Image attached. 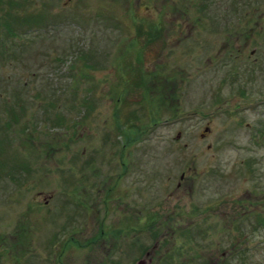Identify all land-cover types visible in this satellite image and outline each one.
Wrapping results in <instances>:
<instances>
[{
    "label": "rangeland",
    "instance_id": "1",
    "mask_svg": "<svg viewBox=\"0 0 264 264\" xmlns=\"http://www.w3.org/2000/svg\"><path fill=\"white\" fill-rule=\"evenodd\" d=\"M167 247L264 264V0H0V264Z\"/></svg>",
    "mask_w": 264,
    "mask_h": 264
},
{
    "label": "flooded vegetation",
    "instance_id": "2",
    "mask_svg": "<svg viewBox=\"0 0 264 264\" xmlns=\"http://www.w3.org/2000/svg\"><path fill=\"white\" fill-rule=\"evenodd\" d=\"M162 121V123L165 121H167V122H169V119L168 118H164V119H162L161 120ZM207 130V129H206ZM206 130H204L203 132H201L200 134L201 135H205V133L207 132ZM186 176H188V175H186V174H184V172H180V174H179V178L181 179V180H183ZM177 184H179V183H177ZM45 201V200H44ZM96 222V221H95ZM98 223V222H97ZM122 228L121 227H116V231H114V236L117 238V237H121L120 235H122V234H126V233H123L122 231ZM71 233H73V232H71ZM98 233V234H97ZM97 233L96 234H94V233H91V232H89L88 234H86V233H82L83 234V237L85 238V242H84V245L85 246H87V245H89L90 246V248L92 249H95V248H97V251H98V253L100 254L101 252H103L102 251V248H101V246H100V243H101V241H102V243H103V240H100V238L102 239V236H101V234H103V230H102V228H100V224H99V230L97 231ZM107 235V234H106ZM106 235H104L103 236V238H105V236ZM108 235H110L111 236V234H108ZM133 238V237H132ZM121 244V243H120ZM77 245H79V243L77 244ZM43 249V248H42ZM70 249H73V247L72 246H70ZM167 251L165 252V254H164V261H165V263L166 264H173V263H175L174 261H175V259L176 258H174L173 256L174 255H176V254H178L179 255V252H174L173 251V253H171L170 252V249L171 248H168L167 247ZM174 249V248H173ZM176 249V248H175ZM56 253L54 252V253H52V255H53V257H51V259H50V263L51 264H54L55 262L57 263V264H62V259L61 258H59L58 257V255L56 256V258H54V255H55ZM180 254H181V252H180ZM101 256L103 257L104 256V254H101ZM100 260H102L101 258H100ZM177 260V259H176ZM142 260H140V261H138V262H136V264H139L140 262H141ZM69 262L72 264L73 263V255H71L70 254V256H69Z\"/></svg>",
    "mask_w": 264,
    "mask_h": 264
}]
</instances>
